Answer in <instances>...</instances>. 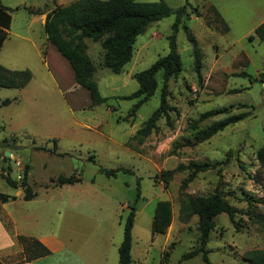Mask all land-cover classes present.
I'll return each instance as SVG.
<instances>
[{
  "label": "rangeland",
  "instance_id": "obj_1",
  "mask_svg": "<svg viewBox=\"0 0 264 264\" xmlns=\"http://www.w3.org/2000/svg\"><path fill=\"white\" fill-rule=\"evenodd\" d=\"M43 1L59 6L74 0H29L36 5ZM165 1L173 8L189 3V15L182 19L176 34L183 69L168 81L173 124L162 117L158 131L143 143L130 140L159 106L161 72L155 94L140 105L134 116L131 110L138 99L123 96L138 89L135 72L150 67L170 51L175 14L153 22L137 37L133 57L121 73L104 67L101 40L87 38V51L97 66L94 78L101 94L107 97L105 102L91 105L89 91L76 85L72 70L67 81L57 84L42 68H34V73L29 69L35 80L24 90L0 87V101L11 99L0 107V191H16L2 174L9 173L20 180L29 164L28 181L38 195L9 204L18 215L38 217L46 228L49 223H56L62 232H68L77 220L69 211L59 216V209L93 208L120 241L126 218L135 206L134 240L139 256V247L148 243L147 264H160L161 256L164 264V254L169 250L170 264H206L201 253L180 261L186 252L197 247L199 238L197 215L183 229L177 218L179 189L190 170L175 172L168 186L159 174L162 169L190 161H223L229 153L227 162L199 172L186 190L206 195L219 186L240 210L235 215L237 224L225 212L215 217L208 256L211 264H248L245 252L264 247V172L256 158V151L264 145V41L254 31L264 21V0ZM195 8L201 15L195 13ZM184 23L203 53L200 75L194 67L193 44L187 38ZM220 107H227L229 112L197 122L203 112ZM242 112L248 115L209 139L196 141L199 130ZM6 151H10L9 157ZM101 166L128 170L120 169L116 176H108L100 170ZM73 173L80 174L82 181L64 185L51 182L60 174ZM161 199H171L175 215L173 236L163 250L166 234L152 231L156 204ZM85 210L93 216V210ZM6 226L10 231L9 223ZM9 241L12 239L0 228V243ZM24 257V253L13 249L8 263Z\"/></svg>",
  "mask_w": 264,
  "mask_h": 264
},
{
  "label": "trees",
  "instance_id": "obj_2",
  "mask_svg": "<svg viewBox=\"0 0 264 264\" xmlns=\"http://www.w3.org/2000/svg\"><path fill=\"white\" fill-rule=\"evenodd\" d=\"M187 2L177 8L171 7L165 0L156 1H137V0H74L66 5H57L47 13L45 21V32L47 39L52 42L58 51L63 54L71 63L74 71L76 84L86 88L91 97V105L103 103L107 97L103 96L99 90L98 83L94 78L97 66L87 51L86 39L91 38L94 41L101 40L104 49L103 65L108 67L114 73L123 72L126 64L132 59L135 43L140 34L145 33L148 27L155 21L166 16L175 14L173 23V32L169 36L170 51L154 61L150 67L135 72L133 77L138 81V89L124 98H137V102L131 110L134 116L137 109L153 96L158 87L157 75L161 72L163 84L160 93L159 106L153 111L151 116L144 124L136 130L130 140L135 139L141 144L153 132L159 129L158 121L165 117L167 123L172 125L170 111L174 109L168 101V81L172 77H177L183 69L182 60L177 51L176 34L182 19L189 15L187 12ZM18 8V7H17ZM29 11L40 13V8L27 7ZM196 14L201 15L195 8ZM187 38L193 44L194 67L200 75L202 69L203 53L198 46L196 37L189 26L184 23ZM255 33L260 40L264 41V21L255 28ZM250 38H253L252 36ZM32 78V72L29 69H9L0 64V87H24ZM11 99L5 98L0 101V107L7 105ZM90 105V106H91ZM227 107H220L203 112L198 121H202L211 116L228 113ZM248 115L246 112L230 114L226 117L215 120L208 127L199 130L196 141L202 142L209 139L214 134L223 130L227 125L235 123ZM57 143V139H53ZM130 146H132L130 142ZM230 154L223 161H190L187 164L181 163L175 168L162 169L159 177L168 186L172 176L177 171L189 169L190 173L183 178L179 189V220L188 223L193 216H198L197 227L199 231L198 245L196 248L186 252L180 261L193 257L199 253L206 264H211L207 247L210 241L211 231L215 228V217L225 212L229 215L231 221L237 224L235 215L240 210L234 206L220 189L206 195H196L189 193L186 189L189 183L194 180L199 172L214 169L230 159ZM6 158V157H5ZM256 158L261 170L264 172V145L256 151ZM30 165L25 166L22 178H13L9 173L2 174L5 181L13 188L21 187L24 190V199L31 200L37 196L38 192L28 181ZM128 170L125 168H105L100 170L108 176H116L118 170ZM221 172V169H218ZM82 180L80 174L71 175L60 174L51 179L55 185L73 184ZM49 186L46 185V188ZM15 195L0 191V201L6 202L15 199ZM135 206L126 218L123 230V239L119 245V263L131 264V249L133 243V227L135 222ZM172 201L171 199H161L157 202L155 214L152 222L153 233H165L172 222ZM19 243L22 245L26 259L30 260L37 256L45 255L50 250L37 238L25 235H17ZM170 250L164 254V261L168 263ZM245 260L248 264H264V247L252 248L245 252Z\"/></svg>",
  "mask_w": 264,
  "mask_h": 264
},
{
  "label": "crops",
  "instance_id": "obj_3",
  "mask_svg": "<svg viewBox=\"0 0 264 264\" xmlns=\"http://www.w3.org/2000/svg\"><path fill=\"white\" fill-rule=\"evenodd\" d=\"M26 7L40 8L42 12L32 13ZM54 7H56L55 2L51 6L47 1L36 5L29 2V0H0V64L9 69H30L32 72L35 70L34 68H42L46 75H49L57 84L60 81H63V83L67 81L66 77L67 79L70 78L72 75L70 70L73 71L71 63L47 39L44 29L47 13ZM22 9L25 10L24 13H19V10ZM21 14L20 18H22V21L19 23ZM37 26L39 29H37ZM33 80H35L34 74L29 83L22 89L24 90ZM76 85L79 86L78 84ZM135 132L136 130L132 135ZM15 189L16 191L14 192L5 191L8 194L15 195V199H10L6 202L0 201V228H3L6 235H9V238L12 239V241L7 243H0V264H120L118 248L123 238L120 241L115 239L114 229L105 223V218L98 216L95 209H59L57 212L59 216L69 211L73 220H77V224L72 223L73 227L69 228L68 232L65 230V232H62L63 230L56 223H49L46 228L40 223L38 217L35 219L31 216L24 217L23 215H18L16 209L9 208V204L24 199V190L20 187ZM85 209L93 210V216L90 215L91 212ZM172 212L171 225L164 233L166 234L167 243L164 244L162 250L173 236L175 227L173 207ZM177 218L179 220V211ZM6 223H9L10 231L7 229ZM179 223L180 229H183L184 224H187L181 221ZM8 231L10 234H8ZM19 234L37 238L50 252L30 260L24 257L8 263L13 254V249L24 253L23 247L17 239ZM137 246L133 234L131 264H147L148 243H144V245L139 247V250L142 249L141 256H139ZM160 264H163L162 256ZM164 264L170 263L168 261V263Z\"/></svg>",
  "mask_w": 264,
  "mask_h": 264
},
{
  "label": "water",
  "instance_id": "obj_4",
  "mask_svg": "<svg viewBox=\"0 0 264 264\" xmlns=\"http://www.w3.org/2000/svg\"><path fill=\"white\" fill-rule=\"evenodd\" d=\"M5 155L9 157L10 156V151H6Z\"/></svg>",
  "mask_w": 264,
  "mask_h": 264
}]
</instances>
